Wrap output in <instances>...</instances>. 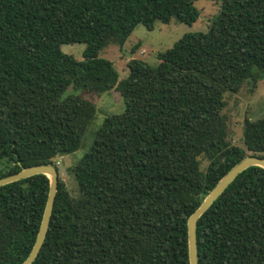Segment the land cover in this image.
<instances>
[{
    "label": "trees",
    "instance_id": "16d2710c",
    "mask_svg": "<svg viewBox=\"0 0 264 264\" xmlns=\"http://www.w3.org/2000/svg\"><path fill=\"white\" fill-rule=\"evenodd\" d=\"M196 1L0 0V161L10 165L0 178L37 165L58 172L56 159L81 148L98 95L115 89L125 108L69 169L77 196L58 174L31 264H189V216L245 157L264 158V117L245 119L242 149L223 113L225 92L264 79V0H217L206 31L183 35L156 66L131 59L125 79L99 57L138 25H192ZM75 43L81 61L61 51ZM49 184L39 174L0 187V264L30 254ZM196 246L198 264H264L263 168L241 172L200 216Z\"/></svg>",
    "mask_w": 264,
    "mask_h": 264
},
{
    "label": "rangeland",
    "instance_id": "374dc122",
    "mask_svg": "<svg viewBox=\"0 0 264 264\" xmlns=\"http://www.w3.org/2000/svg\"><path fill=\"white\" fill-rule=\"evenodd\" d=\"M194 6L198 10L199 17L192 25L179 23L174 19L168 24L157 22L152 30L138 25L122 47L110 45L99 53V57L113 63L119 80L128 76L127 64L131 59H138L150 66H156L159 63L157 54L170 49L187 33L206 31L211 20L220 10V2L217 0H197ZM133 48H136L135 51ZM84 49L85 45L82 43L61 46L64 54L73 56L79 61L83 60ZM67 95V97H73L75 94L69 89ZM223 98L226 103L223 113L226 119L227 140L234 146L244 149L243 124L245 119L256 120L264 117V79L256 84L248 80L237 93L225 92ZM94 101L96 103L95 115L82 139L81 148L72 154L62 155L56 159L59 177L72 196H77L78 190L69 169L87 152L96 130L104 119L107 116L122 114L125 109L123 100L115 89L98 95ZM207 164L208 162L202 158L201 169L204 170ZM9 166L7 160L0 161V171H6Z\"/></svg>",
    "mask_w": 264,
    "mask_h": 264
},
{
    "label": "water",
    "instance_id": "95a60500",
    "mask_svg": "<svg viewBox=\"0 0 264 264\" xmlns=\"http://www.w3.org/2000/svg\"><path fill=\"white\" fill-rule=\"evenodd\" d=\"M253 166L261 167L264 169V158L253 155L245 157L217 183V185L202 201L200 206L189 216L187 221L189 264H198L196 246V226L198 219L241 172ZM39 174L45 175L49 178V193L34 246L28 257L21 264H31L36 258L40 248L42 247L46 232L49 227V221L53 210L54 199L57 192L58 172L56 168L52 165H37L24 168L15 174L0 178L1 187L6 184Z\"/></svg>",
    "mask_w": 264,
    "mask_h": 264
}]
</instances>
